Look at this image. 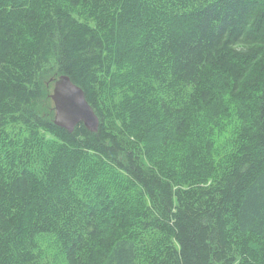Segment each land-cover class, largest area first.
Instances as JSON below:
<instances>
[{"label":"trees","instance_id":"trees-1","mask_svg":"<svg viewBox=\"0 0 264 264\" xmlns=\"http://www.w3.org/2000/svg\"><path fill=\"white\" fill-rule=\"evenodd\" d=\"M51 71L96 132L54 124ZM220 90L245 125L211 162L192 122ZM38 235L65 264H264V0H0V264H51Z\"/></svg>","mask_w":264,"mask_h":264},{"label":"rangeland","instance_id":"rangeland-1","mask_svg":"<svg viewBox=\"0 0 264 264\" xmlns=\"http://www.w3.org/2000/svg\"><path fill=\"white\" fill-rule=\"evenodd\" d=\"M133 33V32H132ZM134 33L140 36V29H134ZM23 36L19 38V41H22ZM62 76V75H61ZM126 75L124 73H119L118 71L115 74H112L109 79L110 87L107 88V92L109 93V88H114L120 85L124 81V77ZM46 79V87L50 91V95L52 94L54 83L58 80V76L54 75V72H50ZM144 82H150L149 79ZM215 88H219L218 84L215 85ZM131 94L136 95V91L134 89L129 88ZM103 97V96H102ZM129 98L124 101L119 100L118 106L123 108L125 113L128 115L129 112L139 111L136 103L131 101ZM240 101V100H239ZM49 105L51 106V111L49 114L53 117L55 116L54 104L52 100L49 99V104H47V109L49 110ZM227 106V110H223V108ZM138 107H141L139 112H142V109L150 110V105L144 103ZM242 108L236 100L227 99L226 94L220 90V94L216 96L214 102L209 105L205 110L201 113L196 112L194 116V121L192 122V126L194 128L196 143L194 145L193 150L196 149H204L206 148L213 154L211 162H215L216 159H219L221 155L224 157H228V153L230 151V142L233 141L239 131L245 125V119L242 117ZM160 130H154L151 133H146L147 140H151L154 134L159 133ZM164 145H160V149L158 154H152L159 162V165L162 166H175L177 163L184 161L187 159L188 153L191 151V148L186 145L182 150L183 153L173 152H165L163 150ZM119 179H123L121 176L109 174V175H101L98 177H92V182L104 186H109L110 189H116L117 183ZM127 187H130L127 185ZM120 195V191H116L110 193L109 195ZM128 204L123 202L122 207H127ZM38 247L49 256L51 264H65L63 254L60 250V246L57 243L55 237L50 235H38L35 238ZM148 263V261L146 262Z\"/></svg>","mask_w":264,"mask_h":264},{"label":"water","instance_id":"water-1","mask_svg":"<svg viewBox=\"0 0 264 264\" xmlns=\"http://www.w3.org/2000/svg\"><path fill=\"white\" fill-rule=\"evenodd\" d=\"M55 110L54 124L71 133L80 123L90 132H96L99 121L85 99L83 90L67 76L54 83L50 96Z\"/></svg>","mask_w":264,"mask_h":264},{"label":"bare ground","instance_id":"bare-ground-1","mask_svg":"<svg viewBox=\"0 0 264 264\" xmlns=\"http://www.w3.org/2000/svg\"><path fill=\"white\" fill-rule=\"evenodd\" d=\"M91 107V106H90ZM93 110V109H92ZM96 115V114H95ZM99 121V120H98ZM80 124H82V123H80Z\"/></svg>","mask_w":264,"mask_h":264}]
</instances>
